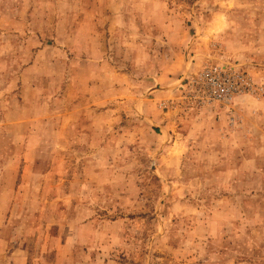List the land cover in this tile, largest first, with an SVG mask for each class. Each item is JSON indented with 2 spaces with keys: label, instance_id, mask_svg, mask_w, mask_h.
<instances>
[{
  "label": "rangeland",
  "instance_id": "374dc122",
  "mask_svg": "<svg viewBox=\"0 0 264 264\" xmlns=\"http://www.w3.org/2000/svg\"><path fill=\"white\" fill-rule=\"evenodd\" d=\"M0 264H264V0H0Z\"/></svg>",
  "mask_w": 264,
  "mask_h": 264
}]
</instances>
